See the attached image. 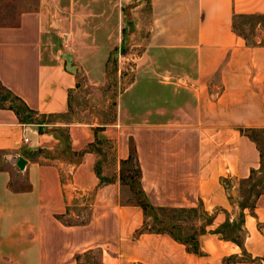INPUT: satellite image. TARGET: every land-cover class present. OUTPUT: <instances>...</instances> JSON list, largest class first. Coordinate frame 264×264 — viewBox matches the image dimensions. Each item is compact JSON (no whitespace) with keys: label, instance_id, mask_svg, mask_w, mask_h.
Segmentation results:
<instances>
[{"label":"crops","instance_id":"obj_1","mask_svg":"<svg viewBox=\"0 0 264 264\" xmlns=\"http://www.w3.org/2000/svg\"><path fill=\"white\" fill-rule=\"evenodd\" d=\"M47 11L45 0H0V83L38 113L65 111L76 82L54 48ZM245 15L260 17L251 38L236 25ZM138 28L150 31L148 49L158 59L164 53L170 78L164 85L176 112L163 120L118 121L101 133L92 124H71L73 150L97 136L113 144L115 167H100L108 180L97 174L96 149L78 161L29 156L59 138L0 106V264H80L88 254L100 264H264V191L242 205L239 187L264 159L241 130L264 129V0H149ZM151 69L138 78H154ZM132 148L154 206L213 214L196 234L198 251L168 231L140 230L145 210L121 197L120 160ZM11 155L26 159L23 169ZM76 198L88 208L79 221L69 220L77 215ZM240 213L233 234L239 243L218 228Z\"/></svg>","mask_w":264,"mask_h":264},{"label":"rangeland","instance_id":"obj_2","mask_svg":"<svg viewBox=\"0 0 264 264\" xmlns=\"http://www.w3.org/2000/svg\"><path fill=\"white\" fill-rule=\"evenodd\" d=\"M45 4L50 38L54 48L59 50L60 56L75 73L76 82L69 93V104L65 111H23L28 123L33 124L38 131H53L59 138L53 148L35 146L29 156L42 153L64 161H77L81 156L76 152L78 150L71 148L68 132L69 126L74 123L92 124L95 132L101 133L103 128L118 121L127 124L147 118L163 120L174 115L176 111L170 103L172 95L164 85L170 80L163 70L167 66L163 62L164 53H158V59L156 52L148 49L150 31L138 28L139 21L148 18L149 0H45ZM259 18L257 15L238 17V30L251 38L255 32L254 23ZM151 67V71L156 70L154 78H138L139 75L145 76ZM2 95L6 96V93ZM7 100L21 105L12 96H7ZM252 134L264 153V131H252ZM90 146L92 149L99 148L100 167H115L110 140L97 136ZM4 165L0 159V166ZM120 172L126 176L125 179L121 178L126 184V191L121 193L122 199H140L132 190L136 185L132 182L136 176L133 160L120 163ZM15 180L24 181L19 177ZM239 187L243 199H252L255 191L264 189V174L258 172L254 173L253 179H242ZM79 203L77 199L71 206L77 215L69 220L79 221L86 217L87 205ZM146 213L149 227L167 228L190 240L207 221V215L199 207H148ZM225 231L228 235L238 232L229 227H225ZM80 264L100 263L94 254H88L82 256Z\"/></svg>","mask_w":264,"mask_h":264},{"label":"trees","instance_id":"obj_3","mask_svg":"<svg viewBox=\"0 0 264 264\" xmlns=\"http://www.w3.org/2000/svg\"><path fill=\"white\" fill-rule=\"evenodd\" d=\"M4 93H6V96L2 95ZM7 96H12L13 98H15L21 105L18 106L16 104H14L12 101H9L7 100ZM0 106H8V107H11L15 110L18 118L20 121H23V122H29L26 117L23 115V111H26V112H33V113H38L36 112L35 110L31 109L19 96L13 94L10 90H8L7 88H5L3 85H1L0 83ZM241 130H243L244 132H246L247 134H249L253 139H255L257 141V143L259 144L257 138L254 136V134H252V131H259V130H255V129H247V128H241ZM251 130V131H250ZM261 131H264V129H260ZM259 148L261 150V156L262 158H264V153L262 151V148L259 144ZM88 150H92L90 144H88L86 147L76 151L80 156H82L84 154V152L88 151ZM96 150H99V148H97ZM81 158V157H80ZM80 158L78 160H80ZM77 160V161H78ZM133 160L134 162V166H135V171H136V176L135 178H133L132 182H135V186H133L132 188V185H131V188L133 190V193L139 195L141 198L140 199H135L133 202L135 203H138L139 205H141L143 207V209L145 210V214L147 215L146 213V210L148 207H151V208H162V209H169V207H156L154 206L147 198L142 186H141V182H140V166H139V163H138V159H137V156H136V152L134 150V148L131 149L129 155L126 157V158H122L120 160V163H126L128 161H131ZM263 166V162L261 163V167L259 169H253L251 171V173L249 174V176L247 178H244L243 180H247V179H253V175L254 173H258L260 172L264 174V169L262 168ZM96 171H97V174L99 175L100 177V180L101 182L102 181H105V180H108L107 178H105L104 176L101 175V170H100V164L99 162H97L96 164ZM125 175L120 172V179H125ZM260 181V180H259ZM258 182H256L257 184ZM255 183L252 185L254 186ZM264 191L263 190H257L255 191L253 194L254 196L259 194L260 192ZM248 198L247 197L243 203V204H246L248 202ZM253 204V202L251 203ZM172 208V207H170ZM190 208H197V207H190ZM200 208V207H199ZM173 209H177V208H173ZM179 209H187V208H179ZM206 215H207V221L206 223H204L202 226H201V229L198 231V232H203L206 230V224L211 222L212 220V215L213 214H210L208 213L206 210L200 208ZM243 219V214L240 213V216H239V219L234 222L233 224L231 223H228V222H225L221 225V227L218 228L219 231H221V233L223 234L224 237H230V238H233L234 240H236L237 242L240 243V239L237 237V236H233L231 234H227L226 231H225V227H229V228H233V229H239L240 228V223ZM144 229H150V230H156V231H168L170 232L173 236H175L176 238L184 241V242H187L189 244V247L194 250V251H198V245H197V239H196V235H194L192 237V240H190V238H183L177 234H175L172 230L170 229H167V228H151L147 225L146 221L145 223L142 225L141 229L140 230H144ZM197 232V233H198ZM232 257H229L227 259H230ZM248 258V257H246Z\"/></svg>","mask_w":264,"mask_h":264},{"label":"water","instance_id":"obj_4","mask_svg":"<svg viewBox=\"0 0 264 264\" xmlns=\"http://www.w3.org/2000/svg\"><path fill=\"white\" fill-rule=\"evenodd\" d=\"M10 161L15 163L20 169H23L26 163V159L22 155H11Z\"/></svg>","mask_w":264,"mask_h":264},{"label":"built area","instance_id":"obj_5","mask_svg":"<svg viewBox=\"0 0 264 264\" xmlns=\"http://www.w3.org/2000/svg\"><path fill=\"white\" fill-rule=\"evenodd\" d=\"M27 139H28V138L25 136V137H24V140H27Z\"/></svg>","mask_w":264,"mask_h":264}]
</instances>
